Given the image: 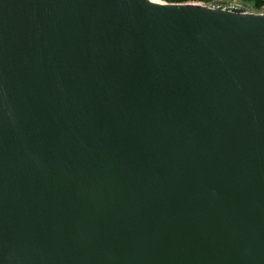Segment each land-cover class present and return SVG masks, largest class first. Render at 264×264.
<instances>
[{
    "label": "water",
    "instance_id": "obj_1",
    "mask_svg": "<svg viewBox=\"0 0 264 264\" xmlns=\"http://www.w3.org/2000/svg\"><path fill=\"white\" fill-rule=\"evenodd\" d=\"M0 264H264V13L0 0Z\"/></svg>",
    "mask_w": 264,
    "mask_h": 264
},
{
    "label": "rangeland",
    "instance_id": "obj_2",
    "mask_svg": "<svg viewBox=\"0 0 264 264\" xmlns=\"http://www.w3.org/2000/svg\"><path fill=\"white\" fill-rule=\"evenodd\" d=\"M158 1L165 2L163 0H158ZM213 4H224V5H234V4H237L239 6H242V7H245L247 9H249V11H251V12H254V13H264V8L259 10L254 5V2H249V1H245V0H243V1L242 0H234V1L233 0H216L215 3H213Z\"/></svg>",
    "mask_w": 264,
    "mask_h": 264
},
{
    "label": "trees",
    "instance_id": "obj_3",
    "mask_svg": "<svg viewBox=\"0 0 264 264\" xmlns=\"http://www.w3.org/2000/svg\"><path fill=\"white\" fill-rule=\"evenodd\" d=\"M163 1L167 3H203L209 5L215 3L216 0H163ZM245 1L254 2V5L259 10L264 8V0H245Z\"/></svg>",
    "mask_w": 264,
    "mask_h": 264
},
{
    "label": "bare ground",
    "instance_id": "obj_4",
    "mask_svg": "<svg viewBox=\"0 0 264 264\" xmlns=\"http://www.w3.org/2000/svg\"><path fill=\"white\" fill-rule=\"evenodd\" d=\"M153 1H156V0H153Z\"/></svg>",
    "mask_w": 264,
    "mask_h": 264
}]
</instances>
